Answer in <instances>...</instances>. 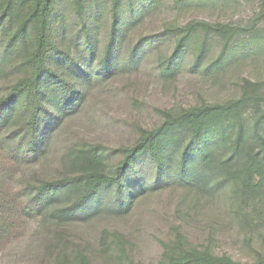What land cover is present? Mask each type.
I'll return each instance as SVG.
<instances>
[{
	"label": "trees",
	"instance_id": "obj_1",
	"mask_svg": "<svg viewBox=\"0 0 264 264\" xmlns=\"http://www.w3.org/2000/svg\"><path fill=\"white\" fill-rule=\"evenodd\" d=\"M160 1L0 0V81L15 75L0 97V133L10 131L11 140L3 142L13 145L16 154L42 156L48 136L76 107L89 84L133 66L141 51L156 44L152 38L133 44L130 37ZM257 15L264 16V5ZM247 28L206 21L177 27L182 37L172 53L160 59V72L172 75L180 69L200 30L224 41L215 63L203 70L256 52L264 46V35L257 41L238 38ZM193 54L190 66L202 68L201 51ZM263 86L264 81L245 79L238 98L166 113L113 164L96 147L78 151L76 174L31 186L25 212L47 214L60 223L91 220L103 211L121 215L140 198L171 186L212 196L230 190L262 202ZM247 105L253 121L244 116ZM3 228L0 221V239ZM167 264H264V259L242 263L193 249Z\"/></svg>",
	"mask_w": 264,
	"mask_h": 264
},
{
	"label": "rangeland",
	"instance_id": "obj_2",
	"mask_svg": "<svg viewBox=\"0 0 264 264\" xmlns=\"http://www.w3.org/2000/svg\"><path fill=\"white\" fill-rule=\"evenodd\" d=\"M262 5L264 0H161L130 37L133 44L145 38L156 44L141 51L133 66L89 84L48 136L42 156L16 154L13 145L3 142L11 141L10 131L0 133V221L5 229L0 264H167L193 249L242 263L264 259V200L251 194L226 190L212 196L171 186L140 198L126 214L103 211L91 220L67 223L24 210L31 186L76 174L78 151L96 147L113 164L166 113L235 99L245 79L264 81V46L203 70L224 47L223 40L204 30L194 35L176 73L163 75L159 69L160 59L182 37L176 28L189 22L247 26L238 38L259 39L264 35V16L257 15ZM19 13L23 17L25 8ZM200 51L203 66L192 68L193 53ZM14 78L0 81V97ZM250 107L243 113L253 121Z\"/></svg>",
	"mask_w": 264,
	"mask_h": 264
}]
</instances>
